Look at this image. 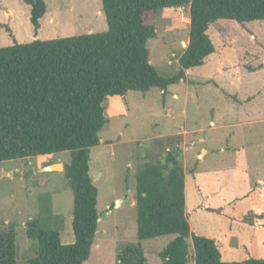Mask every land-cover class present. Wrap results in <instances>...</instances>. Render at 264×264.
<instances>
[{"label": "rangeland", "instance_id": "1", "mask_svg": "<svg viewBox=\"0 0 264 264\" xmlns=\"http://www.w3.org/2000/svg\"><path fill=\"white\" fill-rule=\"evenodd\" d=\"M44 1L46 11L34 36L29 6L22 0H0V23L11 29L15 41L106 30L100 0ZM189 23V3L157 10L155 36L146 46L149 61L159 73L171 75L179 68ZM243 29L226 21L212 22L208 34L214 52L204 64L184 70L185 82L180 79L170 84L164 93L152 87L145 93L127 91L124 96L104 100L107 120L99 132L102 141L90 148L89 159L99 216L89 255L82 264H116L117 250L126 242H139L147 264H160L158 252L174 235L137 239L135 175L145 160L161 155L166 135H175L182 127L191 130L184 135L186 145L193 143L185 153V165H192L199 174V189L216 191L206 200L210 210L202 212L195 209L199 195L194 185L193 193L186 192V213L194 232L214 236L223 261L264 257V218L256 221L251 217L253 212L264 211V198L259 195L264 193V182H260L264 179V20L247 22ZM12 42L9 32L0 26V46ZM172 91L178 98L173 99ZM242 98L250 105L240 106ZM248 108L259 122H240L248 120L241 117L248 115ZM202 147L208 152L200 158ZM220 147L227 152L219 153ZM69 161L68 150L0 161V172L10 173L0 174V229L14 227L16 231L17 264H26L35 250V241L26 236L29 219L57 229L63 244L74 242L72 192L64 172L42 170ZM231 198L236 213L228 212ZM219 208L223 211L215 210ZM238 216L247 219L235 220ZM188 242L186 264H194L190 237Z\"/></svg>", "mask_w": 264, "mask_h": 264}, {"label": "trees", "instance_id": "2", "mask_svg": "<svg viewBox=\"0 0 264 264\" xmlns=\"http://www.w3.org/2000/svg\"><path fill=\"white\" fill-rule=\"evenodd\" d=\"M22 2L29 6L35 36L45 1ZM100 2L104 31L17 42L0 23L13 38L10 45L0 46V161L70 151L63 172L72 192L74 242L63 244L57 229L29 219L26 236L36 246L26 264H82L89 255L99 216L98 191L89 175L90 148L100 144L99 132L107 120L104 100L127 91L165 90L184 78L185 69L204 64L215 50L208 34L214 21L243 29L247 22L264 20V0ZM188 3L187 45L177 71L163 75L150 63L146 46L155 36L154 17L160 8ZM178 143L179 137H167L161 155L145 160L136 172L137 239L174 235L158 252L160 264H186L189 237L194 264H264V257L223 261L214 239L191 232ZM16 259L14 227L0 229V264H17ZM115 259L116 264H147L139 242L121 244Z\"/></svg>", "mask_w": 264, "mask_h": 264}, {"label": "crops", "instance_id": "3", "mask_svg": "<svg viewBox=\"0 0 264 264\" xmlns=\"http://www.w3.org/2000/svg\"><path fill=\"white\" fill-rule=\"evenodd\" d=\"M49 20H52L51 18H49ZM189 69V68H188ZM186 70V69H185ZM185 75V74H184ZM185 77V76H184ZM182 81H184L185 82V79L184 78H182L181 79ZM170 85V84H169ZM168 85V86H169ZM167 86V87H168ZM167 90V88L165 89V90H163V93L165 92ZM171 96L173 97V99H175V98H178V94L175 92V91H172L171 92ZM249 98H251V96H246V101H249ZM115 99V98H114ZM114 99H113V101H114ZM245 99V98H244ZM243 98L241 99V100H239L238 102L240 103L239 105L240 106H244V105H247V104H249V103H246V102H242L243 100H244ZM235 100V99H234ZM238 102H237V100H236V104L235 105H237L238 106ZM250 105V104H249ZM112 108H114L115 109V105H112ZM118 110H120V111H123V109H121V108H118ZM246 110H248V115H250V116H248L247 114H243L241 117H242V120L243 119H248V120H243V121H240V122H244V123H249V124H255L256 122H259L260 121V118H256V117H253L254 116V112H252V110L251 109H246ZM185 111V110H184ZM244 111V110H243ZM243 111H241L240 112V114L243 112ZM184 114H185V112H184ZM210 123L213 125V126H215V122L212 120V121H210ZM220 125H221V123H219ZM182 130L181 131H177L176 133H175V135H171V134H173V133H169V134H167L166 136L167 137H169V136H177V137H179V143H178V145H179V147H180V149H181V151H182V164H183V169H184V195H185V213H186V207H187V198H186V192H187V194L188 195H190V192L191 193H193L194 192V187H195V189H196V191H197V194L199 195L198 196V198H197V201H195L194 200V202H196V207H195V209H196V211H198V212H202V211H207V210H210V208L211 207H209L210 205L209 204H207V201L206 200H209V197L211 198V197H214L215 196V192L216 191H213L212 189H211V191H210V189H208V188H206V187H203L202 189H199L198 188V185H199V180H200V178H199V174H197L195 171H196V169L194 168V167H192V165H190V166H186L185 165V158H186V156H185V153L187 152V151H189V150H191L192 149V145H193V143L191 142L190 143V145H186L187 143L185 142V137H184V135H187L188 133H189V131H191V130H189V129H187L186 127H182L181 128ZM166 137V138H167ZM204 141V138L203 137H200V141ZM185 143V144H184ZM100 146V145H99ZM218 151H219V153H226L227 151H226V149L224 148V147H220L219 149H218ZM208 152V150H206L204 147H202V153H201V155L199 156L200 158H202L206 153ZM234 154H235V152H233ZM242 168H245L244 166H241V169ZM260 182H264V179L263 180H261L260 179ZM193 185H194V187H193ZM259 195H260V197H262V198H264V193L263 192H260L259 193ZM194 196H195V193H194ZM233 199H235V197L233 198ZM232 198L231 199H229V203L227 204V207H228V212H231V213H236L237 211L235 210V208H234V206L233 205H231V200H233ZM226 207V206H225ZM214 210V209H213ZM215 210H217V211H220L221 210V208H219V209H215ZM223 210H221V212H222ZM189 214V213H188ZM228 214H230V213H228ZM253 215H261V216H254L253 218H254V220L256 219V221L258 220V219H263L264 218V211H260V212H253L252 213ZM186 215H187V213H186ZM231 216H233V215H231ZM189 217H190V215H189ZM252 218V219H253ZM187 219H188V217H187ZM240 219H246V217H241V216H238V218H235V220H240ZM255 221V222H256ZM188 222H189V227H190V230H191V232H193V233H195L194 232V228L192 227V225L190 224V221H189V219H188ZM195 234H200V235H204V236H207V237H210V238H212V239H214V241L217 243V241H216V239H215V237L214 236H210V235H205L204 233H199V232H197L196 231V233ZM218 246V245H217ZM218 249H219V247H218ZM219 251H220V249H219ZM220 254H221V252H220Z\"/></svg>", "mask_w": 264, "mask_h": 264}, {"label": "water", "instance_id": "4", "mask_svg": "<svg viewBox=\"0 0 264 264\" xmlns=\"http://www.w3.org/2000/svg\"><path fill=\"white\" fill-rule=\"evenodd\" d=\"M0 8H2L1 5H0ZM101 141H102V139H100V142ZM57 169L63 170L64 169L63 164L62 163H53V164H49V165L42 168L43 171H53V170H57ZM0 174L6 175V174H10V173L9 172H0Z\"/></svg>", "mask_w": 264, "mask_h": 264}]
</instances>
